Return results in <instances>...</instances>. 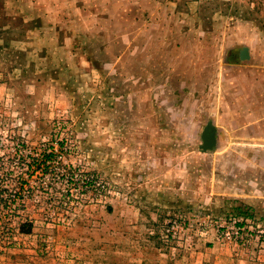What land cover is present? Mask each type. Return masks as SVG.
Wrapping results in <instances>:
<instances>
[{
    "label": "rangeland",
    "instance_id": "obj_1",
    "mask_svg": "<svg viewBox=\"0 0 264 264\" xmlns=\"http://www.w3.org/2000/svg\"><path fill=\"white\" fill-rule=\"evenodd\" d=\"M0 264H264V0H0Z\"/></svg>",
    "mask_w": 264,
    "mask_h": 264
},
{
    "label": "water",
    "instance_id": "obj_2",
    "mask_svg": "<svg viewBox=\"0 0 264 264\" xmlns=\"http://www.w3.org/2000/svg\"><path fill=\"white\" fill-rule=\"evenodd\" d=\"M250 48L245 47L240 53V59L242 61L251 59ZM203 144L200 146L202 152L208 153L213 151L218 146V129L214 122H209L202 132Z\"/></svg>",
    "mask_w": 264,
    "mask_h": 264
}]
</instances>
